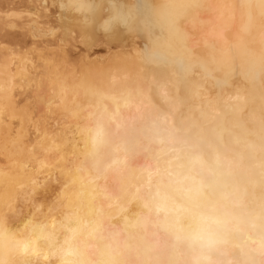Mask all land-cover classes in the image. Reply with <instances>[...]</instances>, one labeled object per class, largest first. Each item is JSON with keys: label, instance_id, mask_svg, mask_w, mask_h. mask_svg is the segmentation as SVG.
<instances>
[{"label": "bare ground", "instance_id": "bare-ground-1", "mask_svg": "<svg viewBox=\"0 0 264 264\" xmlns=\"http://www.w3.org/2000/svg\"><path fill=\"white\" fill-rule=\"evenodd\" d=\"M101 1L65 0L86 34L142 30L135 58L85 72L75 62L76 79L51 55L38 79L28 50L17 47L24 60L0 43V264H264V0ZM34 86L40 111L65 123L19 107ZM193 213L225 221L218 243H192Z\"/></svg>", "mask_w": 264, "mask_h": 264}, {"label": "rangeland", "instance_id": "rangeland-1", "mask_svg": "<svg viewBox=\"0 0 264 264\" xmlns=\"http://www.w3.org/2000/svg\"><path fill=\"white\" fill-rule=\"evenodd\" d=\"M0 1H2L1 2V5H0V8H1V12H0V17H4L3 15H5L4 13H6V16H7V18H6V16L4 17V19H7V20H5L6 21V25H4L3 27V34L2 33H0L1 35H0V43L1 44H3V45H1L2 46V48L3 47H7V49L10 51V50H12V51H15L16 49L18 50V48L17 47H21L22 49H25V55H26V53L28 54V56H29V58L31 59H29L28 58V56H27V61H28V63L30 64V62H33V65H36V67H40V68H37V71H38V79L39 78H44V77H46V76H49L48 74H50V71H51V68L53 67V65H55V63L57 62V61H55V58H57V56H58V62L57 63H61V66L62 67H60V66H58V64H57V67L55 68L56 69V71H57V69H59L58 71L60 72L61 71V73H66V71L69 73H66V74H68V76L70 77V75H71V77L72 76H75V78L77 77H80L79 75H82V73H84L86 70H87V67L89 68L88 70H91V71H98V70H100V69H102V68H104V69H107L108 67L110 68V67H112L113 66V64L112 63H114L115 62V60H117L118 62L120 61V60H122V58L121 57H127V58H123V60L124 59H131L130 57H133L135 54H137L136 53V51H134V49H135V47L136 48H139V49H142L144 46V44L145 43H143V38H142V36L141 35H144V34H142V33H144L142 30H141V35L137 32V33H135L134 31H139V28H134V29H136V30H130V31H128V32H130V33H126V31L124 32L123 30H124V28H122L123 26L122 25H120L119 27L121 28V30H120V32H119V29H118V32H117V34L115 35L116 36V38L115 39H112L114 36H113V34L111 35V34H109L108 33V31L106 32L102 27H99L100 29V31L98 30V27H97V29H96V32H95V28L92 30L94 33H95V35L96 36H94L93 35V33L91 32V34L92 35H89L88 33L86 34L85 33V31L86 32H88L87 30L88 29H85V31L83 30L84 28H86V27H84L85 25H86V23L84 22V21H82V19H81V23L83 22L84 23V25H81L83 28H82V30L84 31V33L83 34H81L82 32V30H80V28H78L77 26H79L80 27V17H79V14L80 13H78V11L77 10H75V11H73L74 10V8L72 9V7H70V8H68L69 7V5L67 4V6H66V2H65V0H52L51 2H50V0L49 1H45V0H42V3H41V0H39L38 2L39 3H37L36 1L37 0H34L35 1V3H37V5L39 4L40 5V3H41V6H37L36 4H32L34 1L32 0V2H30V0H28V2H27V0H10V2H7V1H9V0H0ZM24 1V2H23ZM53 1H54V3H53ZM59 3H58V2ZM61 1H63V2H61ZM98 1H100V0H98ZM105 1H108V0H104V2ZM133 1V0H132ZM16 2V3H15ZM30 2V3H29ZM43 2H45L44 4L46 5V7H45V5L43 4ZM55 2H57V3H55ZM102 3H104L103 1H101ZM9 3H11V5H8ZM29 3V4H28ZM109 3H110V1H109ZM108 3V4H109ZM19 4V5H18ZM27 4V5H26ZM43 4V5H42ZM49 5V8L47 7L48 5ZM52 5V7L50 8V6ZM60 4V5H59ZM104 4H107L106 2L104 3ZM6 5V6H5ZM14 5H16V6H14ZM32 5V6H31ZM57 5V6H56ZM1 6H4V7H1ZM9 6H11V7H13V8H15V9H13V8H11V7H9ZM28 6V7H27ZM30 6H31V8H30ZM33 6H36L35 7V9H34V7ZM42 6H44V7H42ZM53 6H54V8H53ZM6 7V8H5ZM7 7H8V9H10V11L7 9ZM21 7H23V8H21ZM39 7H41V8H39ZM59 9H58V8ZM33 8V9H32ZM43 8L44 9H47V10H43ZM7 9V10H6ZM37 9H41V13L39 14V10L37 11ZM49 9V10H48ZM56 9V10H55ZM58 9V10H57ZM6 10V11H5ZM16 11V12H11V11ZM19 10V11H18ZM21 10V11H20ZM26 10V11H25ZM66 10H67V12H66ZM4 11V12H3ZM9 11V14H11V16L13 15V13H14V17H16L15 19H18V17H21V15H22V13H24V14H30L29 15V17H31L32 15H34V16H32L31 17V19L33 18V20L35 19V20H38L39 21V19L40 20H42V17L41 16H44V12H45V17H43L44 18V20H42V23H41V21H35L36 22V24H38L37 25V27H36V24L34 23V21H32L33 23H31V21L29 20L30 18L28 17V15H25L27 18H26V20H27V22H28V24L26 23V20L24 19V22H22V18L24 17L25 18V16L24 15H22L23 17H21V22L23 23V25H21L20 24V18L18 19V20H13V19H11L12 17L7 13ZM29 13H28V12ZM50 11V12H49ZM56 11V12H55ZM69 11V12H68ZM71 11V12H70ZM73 11V12H72ZM19 12L21 13L20 15H19ZM36 12V14H33V13H35ZM54 12V13H53ZM63 12V13H62ZM67 14H66V13ZM15 13H17V14H15ZM43 13V14H42ZM49 13V14H48ZM53 13V14H52ZM57 13V14H56ZM60 13H62V14H60ZM70 15H69V14ZM73 13H75V14H73ZM9 16H8V15ZM42 14V15H41ZM73 14V15H72ZM78 15V17L76 18V16ZM2 15V16H1ZM36 15V16H35ZM47 15V16H46ZM51 17H50V16ZM54 15V16H53ZM62 15V16H61ZM72 15V16H71ZM76 15V16H75ZM67 16V17H66ZM8 17H9V20L11 19V21L13 22H11L12 24H14L15 23V21H18V23H19V28H24V27H28V32H24V30H22L21 29V31L19 32L18 30H20L19 28H18V25H17V23H16V28H18V30L17 31H13V30H15L16 28H14V27H11L10 28V26H14V25H12V24H9L10 23V21L8 20ZM13 17V18H14ZM37 19H36V18ZM41 17V18H40ZM57 17V18H56ZM60 17V18H59ZM70 17H72L71 19H70ZM73 17H74V19H73ZM39 18V19H38ZM45 18H47V19H45ZM50 18V19H49ZM59 18V19H58ZM62 18V19H61ZM52 19L54 20V21H52ZM61 19V20H60ZM65 19V20H64ZM79 19V20H78ZM58 20H60V21H58ZM7 21H8V23H7ZM47 21H48V24H46L47 23ZM62 21H64L65 23H66V25H65V23H63ZM70 21V22H69ZM72 21V22H71ZM43 22H44V24H43ZM46 22V23H45ZM50 22H52V23H50ZM60 22H62V23H60ZM24 23H26V24H24ZM29 23L33 26H31V25H29ZM72 23V24H71ZM41 24V25H40ZM51 24V25H50ZM69 24V25H68ZM27 25V26H26ZM43 25V26H42ZM49 26V28L52 26L53 28V30L55 31V30H59L58 32H56V33H54L53 32V30L52 29H48V28H46V26ZM62 25V26H61ZM67 25H68V27H67ZM75 25V26H74ZM6 26L7 27H9V28H7L6 29ZM22 26V27H21ZM24 26V27H23ZM39 26V27H38ZM47 26V27H48ZM73 26V27H72ZM87 26V28H89V26L88 25H86ZM122 26V27H121ZM32 29H31V28ZM35 27V28H34ZM42 27H43V29H42ZM54 27L56 28V29H54ZM61 27V28H60ZM65 27V28H64ZM76 27V28H75ZM33 30V28H34V32L37 34H35L34 32L32 33V34H34V35H36V36H34V35H32V34H29V33H31L32 31L30 30ZM39 28V29H38ZM44 28H46V29H48V31L46 32V30L43 32V30H44ZM60 28V29H59ZM141 28V27H140ZM9 29V30H8ZM11 29V30H10ZM38 30L39 32H36V30ZM40 29H42L41 31H40ZM65 29V30H64ZM66 29H68V30H66ZM73 29H74V33H76V35L73 33ZM103 29V30H102ZM27 30V29H26ZM49 30L51 31V32H49ZM98 30V31H97ZM4 31H5V34H11V35H13V37H15V39L16 40H13V38L10 40L9 38H7L5 35H4ZM10 31V33H8ZM63 31V32H62ZM80 31V32H79ZM104 31V32H103ZM2 32V31H1ZM7 32V33H6ZM19 32V33H18ZM50 33V35L51 36H49V33ZM67 32H69V34H67ZM70 32H72V33H70ZM97 32H99V33H97ZM122 32V33H121ZM14 33V34H13ZM18 33V34H17ZM21 33V34H20ZM23 33V34H22ZM48 35H47V34ZM62 33V34H61ZM79 33V34H78ZM90 33V32H89ZM108 33V34H107ZM124 34V35H121V34ZM17 34V35H16ZM26 35V38H28V40L26 39V38H24L25 36H23V35ZM28 34H29V36H28ZM48 36H46V35ZM56 34H59V35H56ZM64 34H66V36L67 37H64L65 35ZM71 34V35H70ZM74 34V35H73ZM105 34V35H104ZM118 34H120L121 36H123L122 37V40H121V38L120 37H117L118 36ZM135 34V35H134ZM136 34H137V36H136ZM4 35V36H3ZM21 35V36H20ZM39 35V36H38ZM41 35V36H40ZM45 35V36H44ZM52 35H53V37H52ZM64 35V36H63ZM83 35V36H82ZM87 35V36H86ZM108 37H107V36ZM110 35L111 36H113V37H111L110 38ZM130 35V36H129ZM1 36H3V37H1ZM17 36H19V37H17ZM63 36V37H62ZM80 36V37H79ZM86 36V37H85ZM91 36V37H90ZM93 36V37H92ZM102 36V37H101ZM20 37H22V38H20ZM51 37V38H50ZM82 37V38H81ZM92 38L91 40H89L90 38ZM107 37V38H106ZM4 40H3V39ZM5 38H6V40H5ZM19 39V43L17 42L18 41V39ZM39 38V39H38ZM60 38H61V41H59L60 40ZM68 38V39H67ZM73 38V39H72ZM82 40H81V39ZM96 40H95V39ZM104 38V39H103ZM106 38V39H105ZM124 38V39H123ZM127 38V39H126ZM133 38V39H132ZM9 39V40H8ZM22 39H26V40H22ZM33 39V40H32ZM35 39V40H34ZM41 39V40H40ZM47 39V40H46ZM63 39V40H62ZM88 41H87V40ZM109 39V40H108ZM135 39V40H134ZM137 39H139V40H137ZM14 42H16V43H14ZM30 40L33 42H30ZM37 40V41H36ZM40 40V41H39ZM46 40V41H45ZM66 40V41H65ZM79 42H78V41ZM81 40V41H80ZM85 40V41H84ZM93 40H95L94 42H93ZM110 40H111V42H110ZM117 41V43H118V45H117V43H116V41ZM124 40V41H123ZM133 40V41H132ZM142 42H141V41ZM7 43H6V42ZM12 41V42H11ZM23 41V42H22ZM26 43H25V42ZM51 41H53V42H51ZM75 41V42H74ZM87 41V42H86ZM120 41V42H119ZM127 41V42H126ZM11 42V43H10ZM21 42V43H20ZM27 42H30V44L29 43H27ZM35 42H38V43H36L35 44ZM40 42V43H39ZM43 42V43H42ZM45 42H46V44H45ZM56 42V43H55ZM63 42V43H62ZM68 42H70V43H68ZM84 42V43H83ZM89 42V43H88ZM92 42H93V44H92ZM109 42V43H108ZM113 42H115V43H113ZM134 42V43H133ZM136 42V43H135ZM10 45H9V44ZM51 43V44H50ZM57 43H58V46H57ZM65 43V44H64ZM67 43V44H66ZM80 43V44H79ZM82 43V44H81ZM86 43H88V44H86ZM97 43H99V45L97 44ZM105 43V45L103 46L102 44H104ZM111 43V44H110ZM138 43V44H137ZM139 43H142V44H139ZM5 44V45H4ZM12 44V45H11ZM19 44V45H18ZM21 44H23V45H21ZM30 46H29V45ZM31 44H33V46L35 47L37 44V48L35 49L33 46V50L31 49L32 47H31ZM62 44V45H61ZM64 44V45H63ZM68 44H70V45H68ZM72 44H73V46H72ZM85 45V47H83L84 45ZM113 44H114V46H113ZM122 44H123V46H125V47H123L122 46ZM135 44V45H134ZM18 45V46H17ZM25 45V46H24ZM42 45H44V46H42ZM49 45V46H48ZM83 45V46H82ZM90 45L92 46L93 45V47L91 48L90 47ZM108 45V46H107ZM40 46H41V50H40ZM48 47L49 48V50H47L48 48H46V47ZM56 46H57V48H56ZM69 46V47H68ZM94 46L96 47V48H94ZM105 46H107V47H105ZM134 46V48H131V47H133ZM138 46H140V47H138ZM13 47H15L16 49H11V48H13ZM44 49H43V48ZM50 47H51V49H50ZM89 47V48H88ZM111 47V48H110ZM114 47V48H113ZM122 47H123V49H122ZM142 47V48H141ZM1 48V47H0ZM21 48L19 49L20 50V52H19V50L17 51H15L14 53H19V54H14V56H16V55H19L20 57L22 56L23 58H24V60H26L25 58V55L21 52L22 50H21ZM27 48V49H26ZM28 48H30L31 50H29ZM52 48H54V49H52ZM61 50V51H59V49ZM66 48V50H64ZM74 48H76V49H74ZM77 48H78V50H77ZM85 48V49H84ZM102 48V49H101ZM116 48V49H115ZM6 49V48H5ZM37 51V49H38V52H36L35 50ZM42 49H43V51H44V53L43 52H41L42 51ZM56 49V50H55ZM101 49V50H100ZM122 49V50H121ZM126 49V50H125ZM129 49H131V50H129ZM28 50V51H27ZM39 50H40V53H39ZM53 50V51H52ZM90 50H91V52H90ZM94 50V51H93ZM112 50V51H111ZM114 50H116V51H114ZM3 51V50H2ZM24 51V50H23ZM27 51V52H26ZM36 52V55L37 56H39V58L41 57V55L43 54V55H45V56H43V58L41 57V59H39L38 57L36 58V55L35 56H33V57H31L30 55L32 54H34V53H31V52ZM46 51H48V52H46ZM49 51H51V52H53V53H51V52H49ZM57 52L58 53V55H56L55 54V52ZM65 51H66V53H65ZM70 53H69V52ZM78 51V52H77ZM107 51H109V52H107ZM118 51V52H117ZM121 51H125L124 52V54H123V52H122V54H121ZM74 52V53H73ZM114 52L116 53V54H114ZM51 53V54H50ZM59 53H60V55H59ZM62 53V54H61ZM90 53V54H89ZM103 53H104V55H103ZM126 53V54H125ZM128 53V54H127ZM130 53V54H129ZM134 53V54H133ZM47 54H49V56L47 55ZM66 54V55H65ZM67 54H69V56L67 55ZM79 54H82V55H79ZM101 54V55H100ZM118 54V55H117ZM132 54V55H131ZM51 55H55L56 57L54 58V56H51ZM73 55H75L74 56V58L75 59H77V60H79V58H80V60L81 59H84V60H82V61H80L79 60V62L77 61V60H75L74 62H73ZM84 55H85V57H84ZM91 57H90V56ZM103 55V56H102ZM112 55H113V58H111L112 57ZM127 55V56H126ZM131 55V56H130ZM18 56V57H19ZM60 56H61V58H63V59H61L60 58ZM65 56H66V58H65ZM78 56V57H77ZM98 56H99V58H98ZM102 56V57H101ZM105 56V57H104ZM107 56H110V57H107ZM129 56V57H128ZM136 56V55H135ZM17 57V58H18ZM19 57V58H20ZM67 57H69V58H67ZM77 57V58H76ZM81 57H83V58H81ZM87 57V58H86ZM94 57L95 58H97V59H94ZM118 59H117V58ZM32 58H34V59H32ZM36 58V59H35ZM50 58H54L53 59V61L51 62L50 61ZM70 58H72V59H70ZM93 58V59H92ZM101 58V59H100ZM115 58V59H114ZM133 58H135V57H133ZM132 58V59H133ZM29 59V60H28ZM39 59V60H38ZM47 59H49V61L51 62L50 63V65H49V67H51V68H49V67H47V63H48V61H47ZM51 59V60H52ZM65 59H67L68 60V62L69 61H71L70 62V65H69V63L68 62H65V61H67V60H65ZM87 59H89V60H87ZM103 59V60H102ZM107 59L108 60H112L111 62L112 63H110V62H108L107 61ZM36 60H38V61H40L39 63H38V61L36 62ZM42 60V61H41ZM43 60H46V61H43ZM60 60H64V61H60ZM85 60H87V62H85ZM98 60V61H97ZM114 60V61H113ZM55 61V62H54ZM60 61V62H59ZM89 61V62H88ZM94 61V62H93ZM101 61V62H100ZM36 62V63H35ZM54 62V64L52 65V63ZM65 62V63H64ZM73 62V64L71 65V63ZM76 62V64H78V65H76V66H79V67H81V65H82V69L84 68L83 67V64H84V66H85V64L87 63V67H86V70H85V68L83 69L84 70V72H82L81 70H77V68L78 67H76V66H74V63ZM82 62H83V64H82ZM85 62V63H84ZM67 63V64H66ZM90 63H92V64H90ZM94 63V64H93ZM100 65H99V64ZM105 65H104V64ZM81 64V65H80ZM95 64H96V66H95ZM108 64H109V66H108ZM116 64H117V62H116ZM89 65H91L90 67H89ZM104 66V67H102V66ZM68 66V67H67ZM106 66H108V67H106ZM55 67V66H54ZM54 67H53V69H54ZM59 67V68H58ZM66 67V68H65ZM69 67H71V68H73L72 70H71V68H69ZM76 67V68H75ZM93 67V68H92ZM96 67H97V69H96ZM65 68V69H64ZM40 69V70H39ZM68 69H70V71L68 70ZM75 69V70H74ZM48 70V71H47ZM50 70V71H49ZM64 70H65V72H64ZM77 70V71H76ZM73 71H74V73H73ZM78 71H81V72H79L78 73ZM43 72V73H42ZM41 74V75H40ZM42 74H43V77H40V76H42ZM76 74V75H75ZM40 75V76H39ZM0 76H1V74H0ZM76 78V79H77ZM33 88V89H32ZM3 89V87L0 85V90H2ZM28 91V92H27ZM27 91L25 90V95H24V93H23V95H21V100L23 101V102H21L20 103V105H19V107L20 108H26V109H28V110H30V111H33L34 113H37L38 115H35V117L33 118V120L34 121H37L38 120V122L39 123H44V122H49V121H52L53 120V117H55L54 119H55V122H58V124H62V123H65L64 121H66L67 119V117H65V115H64V113H59V116H58V112H60V111H56V110H54L53 112H52V115H51V113L50 114H45L44 112H42V111H40V108H38L39 106H38V104L36 105V101H35V94L37 93L36 91V87L34 86V87H31V88H29V89H27ZM27 92V93H26ZM32 92V93H31ZM35 92V93H34ZM28 95V96H27ZM29 97V98H28ZM29 99V100H26V99ZM25 101H26V103H25ZM6 102H5V100H4V96H0V108L5 104ZM27 105V106H25V105ZM28 104H29V106H28ZM31 106V107H30ZM55 112V113H54ZM56 112H57V116H56ZM54 113V114H53ZM44 115H46V116H44ZM49 115V116H48ZM61 115H63L64 117H62ZM38 116V117H37ZM41 117H43V118H41ZM62 117V118H61ZM39 118V119H38ZM44 118H45V120H44ZM51 118V119H50ZM56 118H57V120H56ZM43 119V120H42ZM63 119V120H62ZM14 120H17L16 118L14 119ZM49 120V121H48ZM44 121V122H43ZM63 121V122H62ZM8 126H11V124H9V121H6L5 123H3V128H8ZM4 136H6V134L4 135ZM2 143H3V137H0V145H2ZM4 160H6V156L3 154V153H1V151H0V163H4L5 164V161ZM6 162H7V160H6Z\"/></svg>", "mask_w": 264, "mask_h": 264}, {"label": "clouds", "instance_id": "clouds-1", "mask_svg": "<svg viewBox=\"0 0 264 264\" xmlns=\"http://www.w3.org/2000/svg\"><path fill=\"white\" fill-rule=\"evenodd\" d=\"M225 221L207 213H193L189 226V238L194 244L210 247L220 241Z\"/></svg>", "mask_w": 264, "mask_h": 264}, {"label": "snow or ice", "instance_id": "snow-or-ice-1", "mask_svg": "<svg viewBox=\"0 0 264 264\" xmlns=\"http://www.w3.org/2000/svg\"><path fill=\"white\" fill-rule=\"evenodd\" d=\"M80 7H84L83 5H81Z\"/></svg>", "mask_w": 264, "mask_h": 264}]
</instances>
